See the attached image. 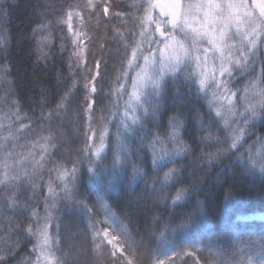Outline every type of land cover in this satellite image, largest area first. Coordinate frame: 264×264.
I'll return each mask as SVG.
<instances>
[{
    "label": "snow or ice",
    "instance_id": "1",
    "mask_svg": "<svg viewBox=\"0 0 264 264\" xmlns=\"http://www.w3.org/2000/svg\"><path fill=\"white\" fill-rule=\"evenodd\" d=\"M99 2L100 0H86V3H71L67 5V9H61V18L57 23L66 24L67 31L71 34V44L75 46L72 56L75 57L76 67H79L83 61L81 41L84 33L82 29L73 31L72 20L80 16V12L76 9H96L94 14L100 20L102 17ZM111 6L107 0H103V15H108ZM132 7L141 15L124 12L113 14L118 20L131 19L134 27L139 29L138 32L128 30L127 36L120 27L113 30V39L121 57V70L115 77V86L110 89L107 96H115V99L110 100V108L99 109L101 115L97 121L93 104L98 102L92 99V95L97 93V85L91 82H95L97 76L103 79L107 73L101 74L99 61L96 63L95 75H91L90 68L85 69L88 74L84 76V88L87 91L81 109L83 113L81 119L86 118L81 133L84 142L69 157L71 168L65 167L63 161L54 162L57 164V179L60 182L57 187L60 191L57 192L49 186V195L54 199L49 204L48 198H45L43 215L31 209L30 202L23 206L18 203L20 195L23 194L20 189L24 188L25 182L27 188L33 191L35 189L32 174L24 170L23 159L17 164L13 152L8 150L6 144L0 143V152H3L0 157V185L6 190L3 200L0 201L2 205L0 214L7 209L13 215L23 217L21 221L0 220V230H12L16 236L11 245L0 250V264H12L20 252L27 249L28 244L32 245V253L21 256L16 260V264H42V262L67 264L64 256H56L61 244L59 225L56 226L55 238L49 234V225L53 221L52 209L56 207L57 200L64 202V209L70 217L77 212L89 216L92 221L89 225L92 230L91 243L94 245L91 251H98L105 240L108 244H112L117 237L112 236L109 239V228H97L96 225L108 223L115 213L102 201L97 202L99 207L95 211L89 206L88 194L80 193L79 173L81 166L84 165L94 174L109 167L125 168L130 156L136 153V149L130 150V141L137 138L141 131H144L145 135L138 137L139 146L144 149L145 141H148L147 149L151 151V171L160 173L162 169L167 168L162 175L152 177L151 185L146 182L143 191L150 190L158 196L159 202L164 204L165 209L172 208L174 211L193 203L195 197L193 211L187 212L180 224L173 226V231L177 228L187 231L193 217L203 213V203L198 197L204 179L200 178L183 186L185 180L190 179L192 175L191 173L188 176L184 175L191 165H177L178 159H184L186 154L192 151L179 133L181 130L185 132L189 130L185 126L187 117L185 120H181L180 117L189 111L191 101L187 97L192 96L193 90L198 100H207L208 120L205 123L199 110H196L200 122L187 121L189 124H194L189 139L196 143L197 133L214 126L222 134L227 133L223 141L215 138L211 132L199 137V143L216 139L217 143L227 145L218 149L216 153L208 155L205 162L209 167L213 162L222 163V158H226L242 170L259 169L264 173V0H167L166 3H160L159 0H139ZM0 16H6V13L0 12ZM53 27L51 22L46 24L41 21L33 29L32 38L36 41L33 55L37 62L44 60L47 63L50 59ZM67 39L69 37L61 38V51L65 50L63 41ZM6 43V35L0 34V49H3ZM120 46L122 52H119ZM72 66L70 64V68ZM6 76L7 73L4 74V78ZM241 81H243L242 86ZM75 83L72 81L73 87ZM175 84L185 88L183 92L177 88L171 95L173 107L178 103L179 110L169 117L168 131L164 135L160 133L152 135V130L144 127L145 121L151 122L157 128L163 127L158 118L161 109L167 107L165 101L169 99L171 87ZM100 91L103 92L102 86ZM44 94V89H41V95ZM67 95L66 93L61 97L58 108L63 107ZM125 96H127L126 100L123 99ZM8 97L10 98H6L5 103L10 104L11 107L3 117H0V128L4 127L2 121L9 119L12 121L7 125L10 130L15 123L20 124L18 133L27 127L22 121L31 117H21V105L19 100L14 98L15 93H8ZM121 100H123L122 105ZM105 111L108 112L107 117L103 115ZM221 122L224 125L223 129L219 128ZM109 124L115 128L114 134L110 132ZM17 133L9 131L4 140L7 141L9 138L15 140ZM253 136H256V139L249 144L248 141ZM53 138L52 134L44 137L45 143L41 144L40 148L48 151ZM169 142L174 145L171 149L167 147ZM51 147L54 148L55 145L51 144ZM146 156L145 150V155L139 157L142 163H147ZM169 164L177 166L168 168ZM36 167H39L38 163ZM35 171L34 167L32 172ZM148 175V171L133 164L134 178L144 179ZM100 214L104 215V219L95 220ZM24 220L30 221L27 228ZM165 227L167 228L168 225L166 224ZM120 234L129 248L144 247L143 240L141 239L137 244L125 227H121ZM147 235L153 238L155 230L148 229ZM159 235L164 240L168 239L164 232H160ZM71 247L75 249L76 246L73 244ZM210 247H212L211 242L189 240L185 249L178 250L175 245L169 243V246L159 251V254L168 257V253L171 252L177 258L187 257L191 259L192 264H200L197 251H207ZM111 255L116 257V252L113 251ZM261 255L264 256V244H261ZM151 257L152 252L149 250L148 258ZM113 264H119V258L114 260ZM154 264H165V260H158ZM171 264H175V261H171ZM184 264H187V261ZM221 264L224 262L221 261ZM248 264H253V261L249 259ZM256 264H264V258Z\"/></svg>",
    "mask_w": 264,
    "mask_h": 264
},
{
    "label": "trees",
    "instance_id": "2",
    "mask_svg": "<svg viewBox=\"0 0 264 264\" xmlns=\"http://www.w3.org/2000/svg\"><path fill=\"white\" fill-rule=\"evenodd\" d=\"M77 2L86 3V0H0V12L6 13V16H0V34L7 37L6 45L0 49V117H3L11 107L10 104L5 103L6 98H10L8 97L10 92L15 93L14 98L20 102L21 117H31L22 121L27 127L18 133L20 124L15 123L10 130L7 125L12 121L4 119L2 121L4 127L0 128V143L6 144L8 150L13 152L17 164L23 159L24 170L32 174L35 189L33 191L27 188V182H25L24 188L20 189L23 194L20 195L18 203L23 206L30 202V208L41 215L44 214L45 198H48L49 204L54 199L49 195V186L57 192L60 191L57 187L60 183L57 179V164L54 162L63 161L65 167L71 168L69 157L84 142L81 133L86 118L81 119L83 116L81 109L87 91L84 88V76L88 74L85 69L90 68L91 75H95L96 63L99 61V71L101 74L107 73L103 79L97 76V80L91 82L97 85V93L92 95V99L98 102L93 104V109L96 111L95 119L98 121L101 115L99 109L110 108V100L115 99V96L108 97L107 94L115 86V77L121 70V57L118 54L116 41L113 39V30L120 27L126 36L128 30L139 31L134 27L131 19L118 20L113 15L116 12L141 15L132 7L139 0H107L112 5L108 15H103V0H100L99 10L102 17L100 20L94 14L96 9H76L80 12V16L72 20L73 31L82 29L84 33L81 41L83 61L79 67H76L75 57L72 56L75 46L71 44V34L68 33L66 24H58L57 21L61 18L62 8L67 9L68 4ZM41 21L46 24L51 22L54 25L51 31V56L47 63L44 60L37 62L33 55L36 41L32 38V32ZM62 37H69L63 41L64 51L60 50ZM122 51L120 46L119 52ZM105 62H107L106 65ZM70 64L73 65L71 68ZM5 73H7L6 78H4ZM72 81L76 82L74 87ZM242 84L243 81L241 86ZM101 86L103 92L100 91ZM177 88L182 92L185 91L180 84L172 85L169 99L165 101L167 107L161 109L158 118L163 127L157 128L151 122L145 121L144 127L151 129L152 135L156 133L164 135L168 131L169 117L179 110V104L173 107L171 99L172 93H175ZM41 89H44V95H41ZM66 93L67 100L63 107L58 108L61 97H64ZM187 98L191 101L189 111L181 115L180 119L185 120L187 117L185 126L189 130L187 132L181 130L179 135L192 151L186 154L184 159H178L177 165H191L184 175L188 176L190 173L192 175L190 179L185 180L183 186L200 178L204 179L198 197L203 203V213L193 217L187 231L179 228L173 231V226L179 225L185 214L193 211L195 197L193 203L174 211L172 208L165 209L164 204L159 202L158 196L150 190L143 191L146 182L151 185L152 177L162 175L167 168L162 169L160 173L151 171V151L147 149L148 141H145L144 149L139 146L138 137L145 135V132L141 131L137 138L130 141V150L134 148L136 153L130 156L125 168L109 167L98 170L94 174L84 165L81 166L79 173L80 193L88 194L89 206L95 211L99 207L97 202L102 201L115 213L108 223H98L96 227L109 228L112 236L117 237V245L121 251L108 244L106 240L98 251H91L94 245L91 243L92 230L89 225L92 221L89 216L86 213L77 212L70 217L64 209V202L57 200L56 207L52 209L53 221L49 225V233L53 238L56 237V226L59 225L60 228L61 244L60 251L56 252L57 257L64 256L67 264H113L117 258H119V264H129V261L131 264H154L161 259L165 260V264H171V261H175V264H184L185 261L187 264H192L191 259L187 257L177 258L171 252L168 253V257H165L160 255L159 251L167 248L169 243L175 245L178 250H182L186 248L187 241L198 240L202 243L211 242L212 245L207 251H197L200 264H221V261L224 264H248L249 259L256 264L264 258L261 255V244H264V219L245 218L248 215L264 213V173H261L259 169L242 170L226 158H222V163L213 162V165L209 167L205 162L208 155L216 153L218 149L227 145L217 143L216 139L199 143V137L211 132L215 138L223 141L227 133L222 134L215 126L205 128L203 132L197 133V142L193 143L189 137L194 130V124H189L187 121L194 120L195 123H199L196 111L199 110L200 116L206 123L208 102L198 100L194 90L192 96ZM12 110L15 111V109ZM212 114L214 116L215 112L213 111ZM103 115L107 117L108 112L105 111ZM223 127L221 122L219 128L223 129ZM109 128L114 134L115 128L112 124H109ZM9 131L17 133L15 140L10 138L7 141L4 140ZM50 134L54 138L48 151H43L40 145L45 143L43 138ZM255 139L256 136H253L248 143L251 144ZM51 144L55 147H51ZM167 147L171 149L174 145L169 142ZM145 150L147 163H142L139 157L145 155ZM2 155L3 152H0V157ZM108 156L110 160V152ZM9 162L13 163V161ZM37 163L39 167H36ZM133 164L148 171L149 175L144 179L134 178ZM177 165L169 164L167 167ZM34 167L36 171L33 173ZM5 192V188L0 185V201L3 200ZM7 219L21 221L23 217L13 215L4 209L0 214V220ZM103 219V214L95 217L97 221ZM23 222L27 228L30 221ZM121 227L128 230L137 244L142 239L144 247L129 248L120 234ZM148 229L155 230L153 238L147 235ZM160 232H164L168 239L164 240L160 237ZM15 239L16 236L12 230H0V250L11 245ZM73 244L76 246L75 249L71 247ZM149 250L152 252L151 259L148 258ZM113 251L116 252V257L111 255ZM31 253L32 245L28 244L27 249L21 251L16 260ZM32 259H35L34 255ZM16 260L12 261V264H16Z\"/></svg>",
    "mask_w": 264,
    "mask_h": 264
},
{
    "label": "rangeland",
    "instance_id": "3",
    "mask_svg": "<svg viewBox=\"0 0 264 264\" xmlns=\"http://www.w3.org/2000/svg\"><path fill=\"white\" fill-rule=\"evenodd\" d=\"M159 2L160 3H166L167 2V0H159ZM158 11V10H157ZM154 15H155V13H154ZM162 19H166V18H164V17H162ZM131 89L129 88V91H130ZM124 100H126L127 99V96H125L124 98H123ZM120 103H121V105L123 104V100H121L120 101ZM245 218H248V219H264V213H257V214H252V215H248V216H246ZM110 233V232H109ZM50 234V233H49ZM112 237V234L110 233V235H109V239ZM107 241V240H106ZM112 246H114L115 248L117 247L118 249H119V251H121V248L120 247H118V245H117V241L116 240H114L113 241V243L111 244ZM42 264H44V262H42Z\"/></svg>",
    "mask_w": 264,
    "mask_h": 264
}]
</instances>
